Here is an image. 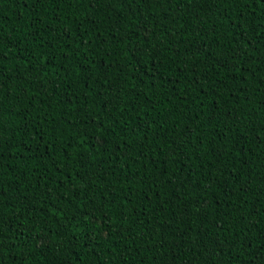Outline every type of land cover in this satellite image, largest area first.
I'll return each mask as SVG.
<instances>
[{"label":"trees","instance_id":"16d2710c","mask_svg":"<svg viewBox=\"0 0 264 264\" xmlns=\"http://www.w3.org/2000/svg\"><path fill=\"white\" fill-rule=\"evenodd\" d=\"M0 264H264V0H0Z\"/></svg>","mask_w":264,"mask_h":264},{"label":"snow or ice","instance_id":"6c2138e0","mask_svg":"<svg viewBox=\"0 0 264 264\" xmlns=\"http://www.w3.org/2000/svg\"><path fill=\"white\" fill-rule=\"evenodd\" d=\"M36 2H38V0H36ZM89 4H90V5L92 4V0H89Z\"/></svg>","mask_w":264,"mask_h":264}]
</instances>
